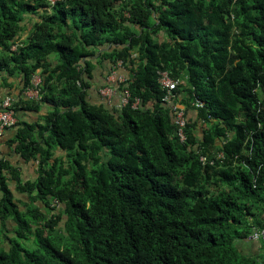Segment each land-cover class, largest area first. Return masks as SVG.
<instances>
[{"label":"trees","instance_id":"obj_1","mask_svg":"<svg viewBox=\"0 0 264 264\" xmlns=\"http://www.w3.org/2000/svg\"><path fill=\"white\" fill-rule=\"evenodd\" d=\"M118 60L138 108L99 93ZM161 70L181 80L186 141ZM12 78L8 144L38 176L0 159V264H264V0H0V88ZM213 147L224 162L203 164Z\"/></svg>","mask_w":264,"mask_h":264},{"label":"built area","instance_id":"obj_2","mask_svg":"<svg viewBox=\"0 0 264 264\" xmlns=\"http://www.w3.org/2000/svg\"><path fill=\"white\" fill-rule=\"evenodd\" d=\"M50 1L52 3H55L57 0ZM122 65V60H118L108 76L109 84L102 87L100 92L109 103L113 101L114 97L118 96L117 107L120 109L127 106L128 104H131L133 108H138L141 103L140 98L136 97L132 102V94L130 89L128 87H125L123 90H119L117 87L118 82L126 81V76L124 74L119 73V69ZM180 82L181 80L179 78L172 77L168 71H159V83L165 90L163 100L172 107L174 113V121L178 126V134L180 135L182 141H186L187 136L185 133V127L187 125L188 118L186 106L181 102L182 95L180 92L177 91ZM41 84L42 76L39 72H37L35 73L32 79V85L26 88L23 94L29 98H39ZM15 101L16 99L14 96L8 95L2 103L0 109V135H2L7 128H11L18 123L17 113L14 108ZM203 104V102L199 101V103H197V106H201ZM199 153L200 160L203 164H210L216 166L218 163H223L225 160V153L219 147H213L212 151L209 153H203L202 149L200 148ZM60 204L61 202L59 200H54V205L60 206ZM254 237H259V233L257 231L254 232Z\"/></svg>","mask_w":264,"mask_h":264},{"label":"crops","instance_id":"obj_3","mask_svg":"<svg viewBox=\"0 0 264 264\" xmlns=\"http://www.w3.org/2000/svg\"><path fill=\"white\" fill-rule=\"evenodd\" d=\"M45 12V10H38L37 13H33V12H27L25 15V21L23 23V25L26 26V30L23 31V35L24 37H26L33 29L34 24L39 21V19L41 18V15ZM111 72V70H110ZM126 71H124L123 68L119 69V73L121 74H126ZM95 79L96 81H99L98 84H101L102 81V74H101V70L99 67H97V69H95ZM109 75V74H108ZM102 77V78H101ZM10 82H14V84L12 83L11 86H9L8 84H4V82H2V84H4L3 86H1V90L4 92H8L11 91L16 98H18V96L20 95V91H21V87L22 85H20L19 80L18 79H14L12 78L10 80ZM98 86H93L90 89V94H92V96H96L98 93ZM101 88L99 89V93L102 96L101 92H100ZM102 98L107 102V99L105 97L102 96ZM118 102V96L114 97L113 101L109 104H113V103H117ZM118 104V103H117ZM116 104V105H117ZM49 107L48 106H44L41 110H25V109H20L18 110V114L23 118V120L25 121H29L31 123H35L38 122L39 120H41V118L46 114V111ZM16 135V129L14 128H10L7 129L4 134L2 136H0V159L1 157L10 159V161L12 162V164L19 166L23 178L25 180H33L36 179L38 176V170H37V164L36 161H30V162H26L22 157H20L19 154L15 153L13 151V148L11 146H9L8 142L13 139Z\"/></svg>","mask_w":264,"mask_h":264},{"label":"rangeland","instance_id":"obj_4","mask_svg":"<svg viewBox=\"0 0 264 264\" xmlns=\"http://www.w3.org/2000/svg\"><path fill=\"white\" fill-rule=\"evenodd\" d=\"M157 40H159V41H163L164 40V38L166 37L165 36V34L164 33H160V34H158V35H155L154 36ZM38 204H40V206L42 207V209L44 210V211H46L47 209L48 210H50V212H52V213H59L62 209H63V207H55V209H50V208H44V207H46V206H44V204L43 203H41V202H38ZM53 206V205H52ZM7 224H8V226L10 225V223H9V221L7 222ZM7 229V228H6ZM5 228H4V230H5V232L3 233V234H1V236H0V244L1 245H3V246H5V247H8L9 245H10V243H9V239L7 238V230H6ZM9 229H11V227L9 228ZM258 233H260V232H258ZM256 237V236H255ZM258 239V238H257ZM255 250H256V246H255Z\"/></svg>","mask_w":264,"mask_h":264}]
</instances>
